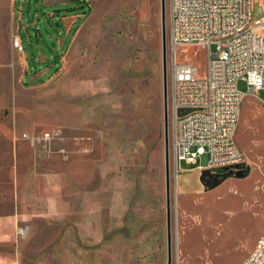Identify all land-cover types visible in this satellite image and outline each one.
<instances>
[{
	"label": "rangeland",
	"instance_id": "374dc122",
	"mask_svg": "<svg viewBox=\"0 0 264 264\" xmlns=\"http://www.w3.org/2000/svg\"><path fill=\"white\" fill-rule=\"evenodd\" d=\"M54 1L0 0V264H167L161 0H89L67 34L85 9ZM166 35L168 77L169 0ZM177 60L204 75L201 48ZM261 96L240 166L177 172L169 128L172 264H242L264 233Z\"/></svg>",
	"mask_w": 264,
	"mask_h": 264
},
{
	"label": "built area",
	"instance_id": "2783aa9c",
	"mask_svg": "<svg viewBox=\"0 0 264 264\" xmlns=\"http://www.w3.org/2000/svg\"><path fill=\"white\" fill-rule=\"evenodd\" d=\"M254 2L169 0L168 122L177 172L180 161L196 163L205 153L210 170L245 162L236 140L242 103L258 89L264 103V14L254 17ZM13 45L23 50L18 35ZM191 47L205 54L204 75L193 62L177 60ZM242 264H264V233Z\"/></svg>",
	"mask_w": 264,
	"mask_h": 264
},
{
	"label": "water",
	"instance_id": "95a60500",
	"mask_svg": "<svg viewBox=\"0 0 264 264\" xmlns=\"http://www.w3.org/2000/svg\"><path fill=\"white\" fill-rule=\"evenodd\" d=\"M264 14V9L259 0L254 2V17ZM162 23V55H163V111L165 126V166H166V202H167V240L168 262L172 264V219H171V185H170V158H169V122H168V84H167V35H166V0H161Z\"/></svg>",
	"mask_w": 264,
	"mask_h": 264
},
{
	"label": "crops",
	"instance_id": "0c3cea01",
	"mask_svg": "<svg viewBox=\"0 0 264 264\" xmlns=\"http://www.w3.org/2000/svg\"><path fill=\"white\" fill-rule=\"evenodd\" d=\"M69 1H72V0H60V2H62V3H67ZM73 1H76L78 3L81 2L80 5L83 6L84 9H85V5L86 4H88L89 6L91 5L90 2H89V0H73ZM44 2H45V4H51V3L55 2V1L54 0H44ZM8 7H9V9L12 12L13 18L15 19V16H14L15 0H8ZM85 14H86V9L83 10V11H80V12L78 11V12H76L74 14H71L70 16H66L64 18L65 33L67 34L68 32L72 31L73 30V27L75 26L74 23L77 21V19L80 16H83ZM72 17H76V18H74V20L70 21V18H72ZM17 29L18 30L20 29V25L19 24H18ZM18 36H19V34H18ZM63 41H64V38L62 39V42ZM62 42H61V44H62ZM192 169H195V168H190V169H187L185 171H191ZM188 176L189 175L182 176V178H181V183L182 184H184V183H190L191 182V180H192L191 179V176H189V177Z\"/></svg>",
	"mask_w": 264,
	"mask_h": 264
},
{
	"label": "trees",
	"instance_id": "16d2710c",
	"mask_svg": "<svg viewBox=\"0 0 264 264\" xmlns=\"http://www.w3.org/2000/svg\"><path fill=\"white\" fill-rule=\"evenodd\" d=\"M240 166V165H239ZM218 170H222V169H218Z\"/></svg>",
	"mask_w": 264,
	"mask_h": 264
}]
</instances>
